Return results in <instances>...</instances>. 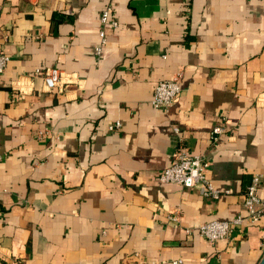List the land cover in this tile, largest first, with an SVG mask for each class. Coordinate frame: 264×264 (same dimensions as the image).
<instances>
[{"label": "crops", "instance_id": "1", "mask_svg": "<svg viewBox=\"0 0 264 264\" xmlns=\"http://www.w3.org/2000/svg\"><path fill=\"white\" fill-rule=\"evenodd\" d=\"M0 50V264L261 263L264 218L185 230L243 215L255 175L264 200V0H0ZM181 147L217 199L159 181Z\"/></svg>", "mask_w": 264, "mask_h": 264}, {"label": "built area", "instance_id": "2", "mask_svg": "<svg viewBox=\"0 0 264 264\" xmlns=\"http://www.w3.org/2000/svg\"><path fill=\"white\" fill-rule=\"evenodd\" d=\"M111 8H106L101 15V24L103 27H118V22L110 19ZM101 43L96 47L95 53L100 55L104 44L106 43V33L104 30L100 32ZM9 58L0 50V75L4 74L7 68ZM181 75L175 76L172 80L161 81L155 88L152 97V105L156 108H169L173 105L178 97ZM61 82V74L57 69L49 70L44 76L45 87L52 92ZM121 123L116 122L110 126L111 130L120 129ZM178 132V129H176ZM223 133L222 127H216L213 135L217 136ZM43 136V132L39 133V137ZM210 164L204 161L200 156L192 155L184 147L178 149L175 154L174 161L171 166L166 168L160 175L159 181L163 184H174L186 188L196 187L200 194L206 198L217 199L219 191L215 189L207 177ZM261 184L260 176H253L243 196V215H239L231 221H212L198 224L196 226L186 228L188 235L197 233L208 242L214 243L218 240L231 238L232 232L244 223L254 224L264 218V200L259 196V188ZM171 221L178 223L180 218L178 215L171 216ZM173 264H183L181 260L174 261Z\"/></svg>", "mask_w": 264, "mask_h": 264}, {"label": "water", "instance_id": "3", "mask_svg": "<svg viewBox=\"0 0 264 264\" xmlns=\"http://www.w3.org/2000/svg\"><path fill=\"white\" fill-rule=\"evenodd\" d=\"M260 264H264V258H263V260L261 261V263Z\"/></svg>", "mask_w": 264, "mask_h": 264}]
</instances>
